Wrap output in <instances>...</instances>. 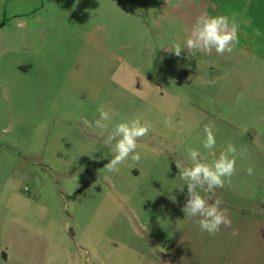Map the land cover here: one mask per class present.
<instances>
[{"label": "rangeland", "instance_id": "obj_1", "mask_svg": "<svg viewBox=\"0 0 264 264\" xmlns=\"http://www.w3.org/2000/svg\"><path fill=\"white\" fill-rule=\"evenodd\" d=\"M166 1L0 0V264H264V65L192 56L194 20ZM101 105L105 135L152 125L118 172ZM229 143L247 158L216 190L232 226L213 236L182 211L175 159Z\"/></svg>", "mask_w": 264, "mask_h": 264}, {"label": "clouds", "instance_id": "obj_2", "mask_svg": "<svg viewBox=\"0 0 264 264\" xmlns=\"http://www.w3.org/2000/svg\"><path fill=\"white\" fill-rule=\"evenodd\" d=\"M239 43V24L235 18L227 15H208L202 13L195 18L190 35L186 39L185 48L195 57L197 53H211L213 50L219 55L231 53ZM180 44L174 43L170 49L176 57H180L182 50ZM98 118L94 127L100 129L105 146L114 145V155L105 166L109 172H118L119 165L126 160L139 162L141 154L137 151L138 141L146 136L152 125L140 118H133L116 124L106 135L104 131L109 129L112 121L111 113L101 105L98 109ZM89 127L93 126L85 121ZM205 140L203 147L212 150L216 146V137L213 126H204ZM189 165L180 159H175V166L179 170L180 178L187 187V197L182 211L185 217L198 218L196 223L201 232L216 235L221 228H231L232 222L227 215V210L222 207L223 200L216 197V190L225 186V182H231V177L236 172L237 159H246L247 150L237 149L229 143L220 152L218 158L206 162L198 150L189 148ZM252 175L253 169H246ZM201 191L208 193L207 197L201 195ZM238 232L233 229L232 235Z\"/></svg>", "mask_w": 264, "mask_h": 264}, {"label": "crops", "instance_id": "obj_3", "mask_svg": "<svg viewBox=\"0 0 264 264\" xmlns=\"http://www.w3.org/2000/svg\"><path fill=\"white\" fill-rule=\"evenodd\" d=\"M171 1L174 5L185 7L186 14L194 21L202 13L222 14L235 18L239 24V43L231 53H225V59L264 65V0H167L166 2ZM194 21L187 24L190 27L188 29L191 30ZM259 233L263 235L264 230L261 229Z\"/></svg>", "mask_w": 264, "mask_h": 264}]
</instances>
